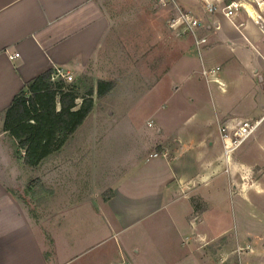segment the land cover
Returning a JSON list of instances; mask_svg holds the SVG:
<instances>
[{
    "label": "crops",
    "instance_id": "obj_1",
    "mask_svg": "<svg viewBox=\"0 0 264 264\" xmlns=\"http://www.w3.org/2000/svg\"><path fill=\"white\" fill-rule=\"evenodd\" d=\"M179 1L185 8L192 10L200 17L205 25L203 34L207 37L208 43L203 47L204 61L202 49L200 53L197 51L191 36L182 27L176 30L168 27L172 10L158 6L153 0H0V264H48V259L42 258L44 250L40 244L39 217L37 213L32 212V204L28 202V199L26 201L24 191L29 181L33 179V172L44 161L60 151L47 157L35 169L28 168L24 164V152L19 151L21 153L18 154L16 140L3 131L5 112L14 97L23 90L25 83L43 73L63 69L72 76L79 77L87 70L105 72L109 65L111 70L117 68L120 54L125 57L130 55L133 60L134 54L141 53L148 62L147 74H143V85L146 86L148 82L150 85L148 79L151 71L158 73L155 82L148 87L143 96L148 95L162 84L163 79H168L171 75V79L169 77L171 82L166 83V86L172 88L171 94H168L170 96L178 91L180 93L185 83H191L189 80L195 74L204 76L199 68L193 69L194 64L197 63L196 58L189 54L194 51L198 52L202 67L220 69L213 79L216 85L221 83L225 68H230L226 74L233 86L229 92L232 95L229 96L230 98L234 96L232 93H238L242 83L233 78L231 66L235 62L240 63L239 70L245 69L240 74L243 78L247 74V69L255 68L254 74L248 79L245 78L248 89L244 94L259 108L257 117L253 120L264 118V20L259 19L253 9L249 10L250 14L245 10H238L233 16H228L223 4L218 5H223V9H218L217 6L214 13H208L199 0ZM208 1L216 4L218 0ZM152 3L156 5V9L152 8ZM254 49L259 52L256 53L258 57L255 62L251 53ZM152 50H159L158 54ZM16 54L19 56L12 59L11 57ZM158 56L159 62L156 64L154 61L158 60ZM131 69L130 76L134 77L136 67L132 65ZM97 80L106 79L97 77ZM211 84L212 82L206 84L210 92ZM192 86L187 102L196 103L194 94L197 86L195 84ZM215 93L220 100L225 99L222 98L224 92L221 96L218 87H215ZM143 96L141 95V98ZM157 109L151 112V116L160 113V108ZM115 113L120 117L119 112L110 111L109 115L113 117ZM229 113L222 114V111L215 113L218 128L227 126L231 129L244 120L252 121L249 115L239 116ZM92 115L93 112L90 117ZM201 115L203 116L204 113H191L190 119L195 122ZM184 122L186 121H182L181 124ZM85 123L70 141L78 137ZM263 123L264 120L261 125ZM151 124H147L148 128L153 126ZM185 126L186 123L180 128ZM183 132L190 133L188 130ZM158 134H163L160 126ZM201 135L204 136V134ZM201 135L196 137L194 134L183 138L176 136L173 140L147 136L149 141L145 148L147 147L148 150L142 155L144 163H141L142 168L147 172L140 174L139 179L143 183L145 179L153 186L146 188L142 183L146 191L143 190L141 195H135L136 191L123 193L128 198H138V200L155 196L158 205L161 204L164 209L177 203L178 212L183 213L186 221L190 223L179 226V231L185 236L183 240H179L182 243L185 242V246L192 241L193 247H197L193 239L204 241L207 245L211 243L209 247L217 248L216 253L220 255L217 262L220 261L221 264H225L231 254L238 255L236 248L250 249L251 252L258 249L263 251L264 234L256 232L258 228L254 225L247 231L251 235L248 238L247 248L242 247L239 235H237L236 245L233 246L234 239L230 238L232 228L223 227L225 215L229 217L231 211L225 207L220 198L234 190L235 195H239L240 215L264 216V208L260 211L258 207H246L245 203L248 199L244 196L247 190H255L257 194L264 193L262 183L264 129L259 132L258 128L255 134L238 148L240 151L234 154L237 149L228 158L224 155L220 134L218 135L222 148H219L216 154L206 149L204 143L208 139L201 138ZM68 143L63 149L68 146ZM210 143V146L214 145L213 142ZM77 144L72 145V152L80 150L81 143ZM242 147L244 149L241 151ZM252 150L259 151V156H254ZM154 154L158 156L154 157ZM233 154L234 158L230 163L229 160ZM222 155L226 161L222 159ZM53 169L54 167L51 171ZM55 177L59 176H55L53 170V174L48 177L49 182L52 183L48 185L53 188V194L50 200L47 198V208L56 206L62 210L61 215H70L72 213L69 201L71 193L65 186L61 189L56 186ZM62 179L66 182L65 177ZM216 179L220 182L212 185L211 183ZM117 193L115 192L114 198L117 197ZM82 208L86 209L81 205L75 207L79 211ZM211 209L214 223L208 225L216 227L217 233L208 242L207 235L197 229L203 226L204 216ZM215 216H217L216 220ZM60 225L64 226L67 233L73 228L69 219L64 220ZM78 230H80L79 227ZM80 237L82 240L86 239L84 233ZM66 239L70 243V239ZM29 248L36 251L32 257L28 253ZM26 249L30 256L24 253Z\"/></svg>",
    "mask_w": 264,
    "mask_h": 264
},
{
    "label": "rangeland",
    "instance_id": "obj_2",
    "mask_svg": "<svg viewBox=\"0 0 264 264\" xmlns=\"http://www.w3.org/2000/svg\"><path fill=\"white\" fill-rule=\"evenodd\" d=\"M152 4V8L156 9V5ZM218 7V9H223V5ZM193 50L196 49L193 48ZM203 50L202 48L204 61ZM152 51L158 54L159 50ZM251 53L255 62L258 57L256 53L259 52L254 49ZM189 56L196 58L197 63L194 64L193 69L199 68L201 72L204 69H218L202 67V60L198 52L192 51ZM242 59L244 60V58ZM154 62L156 64L159 62V56L158 60L156 59ZM147 63V58L141 53L134 54L133 60L130 55L125 57L120 54L118 66L113 70L110 69V65L105 72L87 70V74L91 76L94 83L98 81L97 77H103L115 82L116 88L107 97L95 99V111L93 110V115L87 120L78 137L69 141L68 146L58 154L44 161L32 174L33 179L29 181L24 195H26V201L28 199V202L32 204V212L38 214L40 244L44 250L42 258L48 259V264H194L192 262L221 264L220 261L217 262V259L220 258V255L216 253L217 248L209 247L211 243L207 245L204 241L193 239L197 243V247H193L192 241L185 246V242L182 243L179 240H183L185 237L179 231V226L190 223L186 221V216L183 213L178 212L177 206L179 205L177 203L164 209L161 204L158 205L155 196L138 200V198H128L123 192L136 191L135 195H141L143 190L146 191L144 187L153 186L151 182L144 179V176H142L144 183L139 179L140 174L147 172L141 166V163H144L142 155L148 150L147 147L145 148L149 141V137L147 141V136L157 137L161 140L164 138L173 140L176 136L183 138L196 134V137H199L204 134L200 137L208 139L204 143L206 149L216 154L222 147L215 113L222 111V114L230 112V115H249V119L254 121L259 108L251 98H246L244 93L248 89L245 78L248 79L249 76H252L256 69H247V74L243 78L240 74L245 69L239 70L240 63L235 62L231 66L233 78L242 81L238 93H232L233 98L229 97L232 96L229 92L233 86L229 82V76L226 75L229 67L225 68L221 83H217V85L213 83V79L220 69L208 77L199 75V73L195 74L189 80L191 83H185L180 93L178 91L169 96L172 88L166 86V83L171 82L170 75L168 79H163L162 84L156 89L143 96V93L149 89L148 87L155 82L156 76H158L156 71H151L148 79L150 85L149 82L146 86L143 85V74H147ZM132 65L134 68L136 67L134 77L130 76ZM81 76L74 75L73 80L76 81ZM207 80L212 82L213 97L206 85L209 83ZM192 84L197 86L194 94L196 103L187 102L193 89ZM215 87L219 88L221 96L224 92V97H222L225 98L224 100L219 99L220 97L215 93ZM80 103L81 100H78V106ZM157 108H160V113L151 116V112ZM110 111L119 112L118 115H121L118 117L115 113L111 117ZM194 112L204 113V115L192 122L190 117ZM182 121H186L184 128H180L184 124H181ZM148 123H152L153 126L151 124L152 127L148 128ZM187 123L189 124L187 125ZM159 126L163 129L162 135L158 134ZM179 128L181 130L178 133ZM263 129L264 123L259 127V132ZM183 130H188L190 133L185 134ZM210 142H213L214 145L210 146ZM77 143H81L80 150L72 152V145ZM243 149L244 147L241 148V151ZM239 151L238 149L234 154ZM252 153L254 156H259L260 152L252 150ZM234 154L230 157V163L233 161ZM222 159L226 161L223 155ZM52 167H54L55 176H59L55 177V185L60 189L65 186L71 193L69 201L72 213L70 215H61L62 210L56 206L47 208V198L50 200L53 194V188L48 185H52L48 180V177L53 174ZM62 177H65L66 182H63ZM32 181L34 182L31 185ZM219 182L220 180L216 179L211 184L217 185ZM262 183L264 184V178ZM28 187L31 188L30 191H28ZM115 192H118L116 198H114ZM244 196L248 199L245 203L246 207L254 206L262 211L264 193L257 194L255 190H247L244 192ZM37 197L39 198L36 199ZM238 198L239 195H235L234 190L220 198L225 207L231 211L229 217L225 215L223 227L232 228L230 238L234 239L232 240L233 246L236 245L237 235H239L242 240L241 245L246 249L248 238L251 236L247 233L249 228L254 225L255 228H258L256 232L264 234V216L240 215ZM79 205L86 209L82 208L80 211L75 209ZM180 208L182 209V207ZM212 215L213 210L211 209L204 216L203 226L197 229L207 235L208 242L217 233L216 227L209 226L214 223ZM68 219L73 228L67 233L64 226L60 224ZM216 219L217 216H215ZM83 233L86 237L85 240L80 237ZM66 238L70 239V243ZM236 250L238 255L231 254L225 264H264L263 249V251L258 249L259 251L253 250L252 252L250 249L236 248ZM24 253H30L32 257L36 251L29 248L28 253L27 249L24 250ZM181 260L183 262H180Z\"/></svg>",
    "mask_w": 264,
    "mask_h": 264
},
{
    "label": "trees",
    "instance_id": "obj_3",
    "mask_svg": "<svg viewBox=\"0 0 264 264\" xmlns=\"http://www.w3.org/2000/svg\"><path fill=\"white\" fill-rule=\"evenodd\" d=\"M54 72L25 83L5 112L3 131L16 140L18 154L24 152V164L31 169L61 151L92 114L95 99L107 97L116 88L113 81L94 83L87 71L73 82L53 80Z\"/></svg>",
    "mask_w": 264,
    "mask_h": 264
},
{
    "label": "built area",
    "instance_id": "obj_4",
    "mask_svg": "<svg viewBox=\"0 0 264 264\" xmlns=\"http://www.w3.org/2000/svg\"><path fill=\"white\" fill-rule=\"evenodd\" d=\"M158 6L162 8H168L172 10L171 17L168 20V27L171 30H176L182 27L183 30L191 36L193 45L200 53L201 49L208 43V39L204 36L203 31L205 25L194 12L190 9L185 8L179 0H153ZM204 10L208 13H214L219 4H223L226 7L228 16H233L238 10H245L246 13L250 14L249 10L253 9L259 19L264 20V0H218L217 3L209 2L208 0H199ZM16 54L14 57H18ZM217 70L209 69L203 70V75L208 77L209 75L215 74ZM52 79L61 78L67 82H73V76L63 69L54 70ZM263 119L257 121L244 120L240 122L234 128H228L223 126L219 128L220 139L223 145L224 155L228 158L234 153L243 143L251 138ZM157 157L158 154H154Z\"/></svg>",
    "mask_w": 264,
    "mask_h": 264
}]
</instances>
